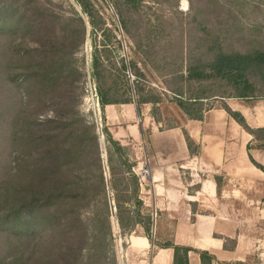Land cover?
Instances as JSON below:
<instances>
[{"label":"trees","instance_id":"obj_1","mask_svg":"<svg viewBox=\"0 0 264 264\" xmlns=\"http://www.w3.org/2000/svg\"><path fill=\"white\" fill-rule=\"evenodd\" d=\"M109 1L119 15L121 12L116 5L135 8L142 2ZM76 2L88 18L92 34L109 31L105 19L90 0ZM121 25L127 30L124 19ZM86 32L87 25L77 13L75 19L62 21L59 15L45 11L42 6L30 7L19 2L0 4V35L17 34L22 40L31 34L39 36L33 48L21 50L23 45L17 46L6 72L10 76L9 85L16 86L19 102L11 108L9 155L6 167L0 172V264H116L110 257L112 216L116 217L124 234H132L142 227L152 239L153 218L145 211L140 197L136 164L103 124L101 133L107 144L105 162L96 126L80 111L85 93L84 74L68 55L72 56L81 48ZM103 43V51H97L95 46L93 55V77L98 84L101 108L133 100L139 106L156 105L164 100L152 91L145 93L139 88L132 98L114 99L122 86L114 81L106 88L103 83L112 59L107 55L111 52L109 42L103 40ZM137 47L143 49L141 45ZM223 60L232 59L221 58L218 64ZM256 60L264 61L261 55ZM118 63L121 73L129 71L124 60ZM130 65V79L137 87L145 75L135 63ZM215 66L212 64V68ZM18 69L21 73L16 75ZM221 69L220 66L214 70ZM190 73L185 84L181 77V87L170 90L172 99L190 119L202 120L204 112L211 108L205 103L212 98L219 97L222 101L255 98L254 94L200 96V86L213 78L197 73L192 67ZM111 77H114L112 73ZM193 81L198 84L187 91L185 85ZM222 107L253 136L257 147L264 150V128H252L241 113L233 111L226 103ZM50 112L51 117L40 119ZM250 159L264 172V167L251 155ZM217 181L219 184V179ZM178 250L181 249L176 248ZM200 259L201 264H213L215 260L208 252H201Z\"/></svg>","mask_w":264,"mask_h":264},{"label":"rangeland","instance_id":"obj_2","mask_svg":"<svg viewBox=\"0 0 264 264\" xmlns=\"http://www.w3.org/2000/svg\"><path fill=\"white\" fill-rule=\"evenodd\" d=\"M90 1L107 23L109 31L105 34L101 31L91 33L88 18L76 0H0V4L2 6L9 2H19L30 7L42 6L45 11L59 15L62 21L75 19V13L84 19L87 25L85 42L76 53L68 55V59L84 74L85 93L80 111L96 126L105 162L107 144L96 122L101 117L96 111L101 107L98 106V84L93 77V55L96 47L97 51H103V40L109 42L111 52L107 55L112 58L107 67L109 74L103 83L106 88L111 87L114 81L122 86L114 99L132 98L133 92L139 88L145 90V93L152 91L153 95L171 100L173 92L170 90L181 87V77L185 84L188 75L192 74V67L197 73L213 78L204 85L199 84L200 96L210 93L254 94L255 98L246 102L264 103V61L256 60L259 55L264 59V0H142L135 8L116 5L121 15L109 0ZM122 19L127 23V30L122 28ZM72 30L69 29L70 32ZM38 37L31 34L22 40L17 34L0 35V172L4 170L3 166L6 167L9 155L7 139L13 117L11 108L19 102L16 86L14 88L9 85L10 76L6 75L8 64L13 60L17 46L23 45L21 50L33 48L37 45L35 41L39 40ZM137 45H141L143 49H138ZM221 58L232 60H223L218 64ZM121 60L129 66V71L125 74L120 72L118 61ZM132 63L145 75V79L140 80L137 87L132 84L129 75ZM212 64L216 66L212 68ZM220 66L223 69L214 70ZM20 73L21 69L15 71L16 75ZM111 73L114 77H111ZM127 81L130 83L125 86ZM193 84L198 83L193 81L185 85L186 90L189 91ZM223 103L227 104V101L217 97L205 104L212 107L222 106ZM51 116L50 112L48 115H41L40 119ZM257 146L255 143L254 148ZM243 204L238 203L240 229L261 240L257 243L258 250L245 264H264V218L256 210L260 204H251L247 212ZM149 214L154 222L155 213ZM111 224L113 240L110 257L116 264H127L125 254L130 245V234L121 231L115 216L111 217Z\"/></svg>","mask_w":264,"mask_h":264},{"label":"crops","instance_id":"obj_3","mask_svg":"<svg viewBox=\"0 0 264 264\" xmlns=\"http://www.w3.org/2000/svg\"><path fill=\"white\" fill-rule=\"evenodd\" d=\"M227 99L250 127L264 128V103ZM96 112L136 174L145 165L151 171L139 178L144 209L156 215L152 239L142 227L130 234L127 264H201V252L212 255L213 264L250 261L261 240L240 229L238 203L245 212L260 204L257 214L264 218V172L250 159L264 167V150L254 148L252 135L220 105L202 120L190 119L173 99L109 104Z\"/></svg>","mask_w":264,"mask_h":264},{"label":"built area","instance_id":"obj_4","mask_svg":"<svg viewBox=\"0 0 264 264\" xmlns=\"http://www.w3.org/2000/svg\"><path fill=\"white\" fill-rule=\"evenodd\" d=\"M99 105H100V103H99V99H98V106ZM96 122H97L98 130L101 131V129L103 127L101 117L100 118H97V121ZM150 175H151V171H150L149 165H145L139 171V176L141 177V180H146L147 178H150ZM154 218H156V215L155 214H154Z\"/></svg>","mask_w":264,"mask_h":264}]
</instances>
